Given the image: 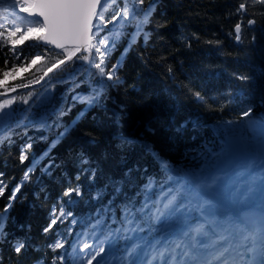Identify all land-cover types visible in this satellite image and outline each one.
<instances>
[{"label": "trees", "instance_id": "1", "mask_svg": "<svg viewBox=\"0 0 264 264\" xmlns=\"http://www.w3.org/2000/svg\"><path fill=\"white\" fill-rule=\"evenodd\" d=\"M148 3L145 0V7ZM240 3L248 5L246 15L236 13ZM10 4L9 0L0 3V15L6 14ZM248 19L255 20L253 28H249ZM238 22L242 25L240 42L234 35ZM144 32L147 40L142 34L123 56L127 39H122L112 53L109 66L121 60V82L107 89L102 106L88 107L73 101L75 94L89 95L93 87H98L96 78L84 82L88 77L82 70L73 71L76 65L50 75L55 77L54 89L47 79L42 86L15 95L17 102L12 107L19 126L12 123L10 142L0 144V185L4 186L0 195L2 264H50L61 250L53 253L48 245L58 238L68 240L66 248L76 242L83 231V219L101 206L93 197L105 191L109 178L121 180L128 169L139 168L125 185L123 199L148 177H156L160 164L145 145H150L163 161L192 168L200 165L207 153H219L226 140L241 135L236 126L243 128L249 119L242 118L243 111L251 108L252 119L264 120V0H157ZM51 49L26 40L14 54L11 45L0 41V69L6 62L11 68L34 56H45V61L17 74L22 80L9 78V86L32 84L55 58H62L58 57L61 50ZM241 76L248 79L241 80ZM73 79L79 87L74 86ZM46 86L55 99L37 106ZM194 92H200L206 103L197 102ZM21 97L29 102L20 103ZM53 108L65 114L59 118L51 115ZM41 116L48 125L55 122L59 127L41 128L25 119L39 120ZM188 121H196L199 127L194 129L188 123L177 131ZM65 128L68 131L58 139ZM243 135L247 139L248 131ZM121 137L134 143L121 147ZM22 152L27 156L24 161L20 160ZM82 156L89 165L81 164ZM82 168H95V179ZM25 172H29L28 180H24ZM76 185L83 195L73 194L76 202L70 205L63 193ZM17 186L19 191L10 200ZM110 198L112 192L107 189L103 202ZM61 206L74 215L58 221L46 233L44 229L55 218L53 209L58 215ZM73 219L78 223L73 225ZM69 228L73 230L70 235ZM17 242L25 245L20 253L14 251Z\"/></svg>", "mask_w": 264, "mask_h": 264}, {"label": "snow or ice", "instance_id": "2", "mask_svg": "<svg viewBox=\"0 0 264 264\" xmlns=\"http://www.w3.org/2000/svg\"><path fill=\"white\" fill-rule=\"evenodd\" d=\"M3 2L5 0H0ZM156 3L157 0H149L145 7V0H11L10 7H19L20 12L32 19L21 16L19 21L27 25L21 28L16 22L9 23V16L0 15V28H3L0 41L3 45H11L14 54L17 46L26 40L52 45L53 51L61 50L58 57L62 58H55L32 83L47 77V83L54 89L55 77L49 74L76 65L73 71L82 70L88 77L84 82L96 78L98 87H93L89 95L73 96V101L88 107L102 106L107 89L121 82L118 75L121 60L109 66L112 53L122 39H127L128 44L122 56L142 34L147 40L144 25L149 23ZM247 10L248 5L240 3L236 13L243 16ZM12 17H15L14 12ZM247 24L253 25L255 20L248 19ZM129 27L134 31H126ZM241 31L242 25L238 22L234 26L237 42L242 40ZM43 61L45 56L38 55L19 66L13 64L11 68L6 62L5 68L0 69V89H3L0 96L6 97L0 100V144L10 142L12 123L19 126L16 109L12 107L17 97L7 98V93L15 92L17 87L29 86L11 87L9 78L22 80L18 73ZM69 76L71 78L72 73ZM239 79L247 80L248 77ZM73 84L79 87L74 79ZM193 96L197 102L206 103L200 92H194ZM38 99L37 106L51 104L55 94L46 86ZM28 102L27 98H20V103ZM251 113L252 109L248 108L241 114L242 118H249L243 128L236 126L241 135L226 140L219 153H207L196 167L174 166L161 160L150 145H145L160 164L157 176L148 177L138 190L132 195H123V199L125 185L130 183L133 171L138 172L139 168L128 169L121 180L109 178L105 191L97 192L93 197L101 206L83 219V231L76 242L66 248L68 240L58 238L48 245L53 253L61 250L52 257L50 264H264V120L252 119ZM64 114L62 109L57 113L55 108L51 113L58 118ZM25 119L41 128L59 127L55 122L48 125L44 116L39 120ZM188 123H192L194 129L199 127L196 121H188L177 131ZM256 129L261 132L259 142L256 137H244V131ZM67 131L65 128L59 133L58 139ZM229 131L234 130L230 128ZM120 139L121 147L134 143L124 137ZM25 159L27 156L22 152L20 160ZM80 162L82 165L90 163L83 156ZM81 171L90 172L91 178L95 179V168H82ZM29 172H25L24 180L29 179ZM107 189H111L112 198L104 203ZM18 191L19 186L9 199H14ZM3 192L4 186L0 185V195ZM73 194L76 197L83 195L80 185L69 187L63 193L69 198L70 205L76 202L72 199ZM117 200H120L119 204ZM53 214L55 218L44 229L46 233L58 221L63 222L74 215L71 211L65 212L63 206L58 215L54 208ZM71 223L75 225L78 221L73 219ZM72 231V228L67 230L69 235ZM0 235H3L2 219ZM81 236L86 239L81 241ZM24 248L23 242H17L14 251L20 253ZM37 264H44V261Z\"/></svg>", "mask_w": 264, "mask_h": 264}, {"label": "rangeland", "instance_id": "3", "mask_svg": "<svg viewBox=\"0 0 264 264\" xmlns=\"http://www.w3.org/2000/svg\"><path fill=\"white\" fill-rule=\"evenodd\" d=\"M10 1V3H11V0H9ZM15 13V17H12V13ZM19 13H21L20 12V10H19V7H15V8H13L12 7V10H10V11H8L7 12V15L9 16V17H12V18H14V20H17L18 22H20L19 21V18H20V14ZM17 26H19V27H21V28H24V27H26L27 25L26 24H22V23H17ZM110 27H112V26H110ZM103 34V33H102ZM76 95H80V94H75L74 96H76ZM252 131V130H251ZM253 133H252V135H251V139L253 138V137H256L257 138V142H259V137H260V135H261V132H260V130L259 129H256L255 131H252Z\"/></svg>", "mask_w": 264, "mask_h": 264}, {"label": "water", "instance_id": "4", "mask_svg": "<svg viewBox=\"0 0 264 264\" xmlns=\"http://www.w3.org/2000/svg\"><path fill=\"white\" fill-rule=\"evenodd\" d=\"M25 15H26V17H27V14H26V13H25ZM27 18H28V19H32L31 17H27ZM250 26L252 27L253 25H250ZM48 46H51V47L54 48V46H52V45H48ZM58 50H59V49H58ZM56 71H58V70H54V72H56ZM54 72H53V73H54ZM53 73H50L49 75H51V74H53ZM46 80H47V77L45 78V80L40 81L39 83L31 84V85H29L28 87H19V88H16V91H15V92H9V93H7V98H10V97L14 96L15 94H17V93H19V92H21V91H23V90H26V89H29V88H32V87L41 86L42 84L45 83ZM4 98H6V97H4V96H0V99H4Z\"/></svg>", "mask_w": 264, "mask_h": 264}]
</instances>
